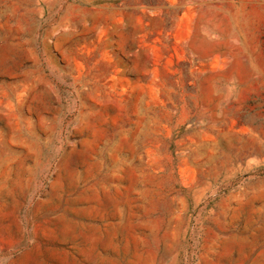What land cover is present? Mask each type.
<instances>
[{
  "label": "rangeland",
  "instance_id": "374dc122",
  "mask_svg": "<svg viewBox=\"0 0 264 264\" xmlns=\"http://www.w3.org/2000/svg\"><path fill=\"white\" fill-rule=\"evenodd\" d=\"M262 0H0V264H264Z\"/></svg>",
  "mask_w": 264,
  "mask_h": 264
},
{
  "label": "crops",
  "instance_id": "0c3cea01",
  "mask_svg": "<svg viewBox=\"0 0 264 264\" xmlns=\"http://www.w3.org/2000/svg\"><path fill=\"white\" fill-rule=\"evenodd\" d=\"M261 7L264 9V0L261 1ZM264 13V11H263Z\"/></svg>",
  "mask_w": 264,
  "mask_h": 264
}]
</instances>
